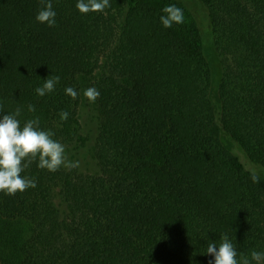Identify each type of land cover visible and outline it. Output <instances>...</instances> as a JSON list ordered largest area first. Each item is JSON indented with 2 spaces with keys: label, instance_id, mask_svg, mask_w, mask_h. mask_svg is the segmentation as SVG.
I'll return each instance as SVG.
<instances>
[{
  "label": "trees",
  "instance_id": "obj_1",
  "mask_svg": "<svg viewBox=\"0 0 264 264\" xmlns=\"http://www.w3.org/2000/svg\"><path fill=\"white\" fill-rule=\"evenodd\" d=\"M198 1L216 86L190 0H0V264H264V0Z\"/></svg>",
  "mask_w": 264,
  "mask_h": 264
},
{
  "label": "rangeland",
  "instance_id": "obj_2",
  "mask_svg": "<svg viewBox=\"0 0 264 264\" xmlns=\"http://www.w3.org/2000/svg\"><path fill=\"white\" fill-rule=\"evenodd\" d=\"M184 2V0H180ZM192 5L190 6V10L194 11L195 15H197V19L201 28L202 33V43L203 49L206 58L208 59L211 70H212V80L213 86H216L221 77V68L219 63V57L217 52L213 48V36L212 31L209 24V19L207 16L206 9L198 0H190ZM92 113V108L90 106L82 107L81 109V120L84 123V126H89L91 121L88 118V113ZM88 121V124H87ZM220 138L222 143L228 148L233 154L237 155L245 169L253 174L258 175L261 179L264 180V165L252 161L242 147L231 139V137L226 134L224 131L220 132ZM92 145L89 143L86 147L81 148L77 155V160L80 165V168L83 171H90L93 169L92 167Z\"/></svg>",
  "mask_w": 264,
  "mask_h": 264
}]
</instances>
